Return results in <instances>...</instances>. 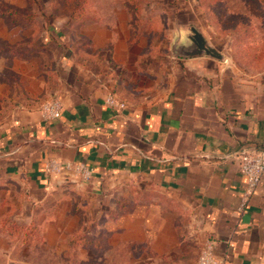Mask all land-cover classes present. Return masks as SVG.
<instances>
[{
  "label": "rangeland",
  "instance_id": "rangeland-1",
  "mask_svg": "<svg viewBox=\"0 0 264 264\" xmlns=\"http://www.w3.org/2000/svg\"><path fill=\"white\" fill-rule=\"evenodd\" d=\"M191 26L224 59L264 68V0H0V128L21 105L40 113L57 99L62 108L66 86L123 102L165 92L185 70L174 47ZM58 178L39 188L0 177V264H197L195 243L111 227L140 206H162L180 237L187 213L155 186Z\"/></svg>",
  "mask_w": 264,
  "mask_h": 264
},
{
  "label": "crops",
  "instance_id": "crops-1",
  "mask_svg": "<svg viewBox=\"0 0 264 264\" xmlns=\"http://www.w3.org/2000/svg\"><path fill=\"white\" fill-rule=\"evenodd\" d=\"M177 57L185 70L165 92L119 100L122 107L108 104L101 92L71 86L60 93L55 119L21 105L18 117L0 128V177L17 174L46 188L59 178L47 175L44 163L58 158L85 162L94 182L140 179L187 213L180 237L174 214L162 206H140L112 228L139 229L142 240L195 243L198 250L211 239L219 264H264V174L238 211L246 178L236 159L242 148L264 149V68Z\"/></svg>",
  "mask_w": 264,
  "mask_h": 264
},
{
  "label": "built area",
  "instance_id": "built-area-1",
  "mask_svg": "<svg viewBox=\"0 0 264 264\" xmlns=\"http://www.w3.org/2000/svg\"><path fill=\"white\" fill-rule=\"evenodd\" d=\"M106 102L112 106L122 107L123 102L117 100L114 96H108ZM61 104L59 100L52 99L46 102L41 110L40 115L43 120L55 119L60 115ZM236 159L239 164L241 173L246 178V188L241 197V202L237 208L242 211L248 197L253 193L259 185L264 174V149L251 150L242 148L238 151ZM44 172L49 176H57L64 178H80L88 180L93 177V170L83 161L62 160L58 158H50L45 161L43 166ZM214 240H207L198 257L197 264H219L218 260L213 253Z\"/></svg>",
  "mask_w": 264,
  "mask_h": 264
},
{
  "label": "water",
  "instance_id": "water-1",
  "mask_svg": "<svg viewBox=\"0 0 264 264\" xmlns=\"http://www.w3.org/2000/svg\"><path fill=\"white\" fill-rule=\"evenodd\" d=\"M190 34L186 42L174 47L175 56L193 57L199 55L210 56L222 60L224 55L215 49L195 27H190Z\"/></svg>",
  "mask_w": 264,
  "mask_h": 264
}]
</instances>
